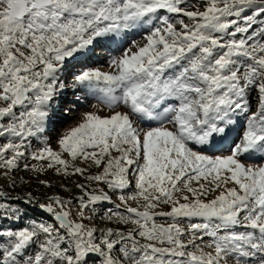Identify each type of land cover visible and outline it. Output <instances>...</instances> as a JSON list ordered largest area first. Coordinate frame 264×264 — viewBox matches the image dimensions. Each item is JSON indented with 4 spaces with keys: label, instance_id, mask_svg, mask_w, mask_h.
I'll use <instances>...</instances> for the list:
<instances>
[{
    "label": "snow or ice",
    "instance_id": "6c2138e0",
    "mask_svg": "<svg viewBox=\"0 0 264 264\" xmlns=\"http://www.w3.org/2000/svg\"><path fill=\"white\" fill-rule=\"evenodd\" d=\"M199 4L0 0V175L15 188L24 161L87 181L44 203L0 190V264H264V0ZM105 54L107 70L92 66ZM67 89L81 95L65 115L97 103L54 149L45 136ZM109 192L117 210L97 211Z\"/></svg>",
    "mask_w": 264,
    "mask_h": 264
},
{
    "label": "rangeland",
    "instance_id": "374dc122",
    "mask_svg": "<svg viewBox=\"0 0 264 264\" xmlns=\"http://www.w3.org/2000/svg\"><path fill=\"white\" fill-rule=\"evenodd\" d=\"M193 4H196L197 6H200L199 0H191ZM250 14L248 12L245 13V15ZM185 22H187V18H184ZM257 26H254V28ZM130 39H140V36H133L130 37ZM97 54H99V50H97ZM103 65L105 70H107V54H105L99 62L93 61L92 66H101ZM71 76L67 77V81L71 82ZM81 95V93H73L71 89H67L65 93L58 97L56 101L53 103V109L55 110L51 114V123L48 132H46L45 138L48 140V142L51 144V146L54 149H57L56 141L59 139L61 135H63L68 129L71 127H74L81 119V114L86 111H94L92 105L96 104L97 101L91 97H89L86 101H81L79 104H77L74 108V110L69 113L68 115H65L64 109L71 107L72 105L70 102L75 101L76 96ZM253 104H255V100H253ZM100 111L98 112L101 116H107L109 115V110L104 108L102 105L100 106ZM123 110V109H120ZM143 126V125H142ZM0 143H3V141H0ZM41 146V141L33 139L31 142V148L28 150V155L30 157V154L32 151H35L38 147ZM29 165H44L46 167L47 162L46 161H33L30 158L26 161ZM24 161L21 162V168L19 171H16L13 175L17 180V184L15 188L9 187L10 184V177H4L3 175H0V190H3L7 193H9L12 197L16 196H22L23 194L27 192H31L34 197H36L41 203H44L46 201V198L52 195H60L64 199H70L73 197H78L80 195L79 189L75 187L77 183H87L86 179L83 176L74 175L71 177H63L60 175H57L55 173L54 169H49L48 171L42 173V174H34L31 171L25 170L23 168ZM77 166L80 167H88L86 164H81L80 162H77ZM3 170H0L2 172ZM100 169H97L95 167H91L88 169V175L96 174ZM44 180L47 181L51 186L50 187H44L40 184V181ZM231 186V185H229ZM101 187H105V190H107L106 186L101 185ZM135 191L134 183L132 187H130L125 194L131 193ZM217 193H210L207 197V199H212ZM109 195L111 196V203H105L103 206V209H97V211L106 212L108 209H111L113 211H116L115 205L119 204V195L120 193H111L109 192ZM133 207H135V202H130ZM21 208L26 212V217L28 218H34V219H40L44 218L47 219V214H42L39 206H27L25 207L23 204L20 205ZM76 205L75 203L72 206V216L75 217L76 215ZM122 210V209H121ZM162 211H167V206H161L160 209ZM163 218H158V222H162ZM26 222V221H25ZM192 222H199L197 220H193ZM5 227L8 226L9 222L7 220L0 222ZM85 223H88L85 221ZM96 226L98 227H113V228H121L123 230H126L127 228L132 227L131 225H118L115 223H107L106 221H102L99 217L96 218L94 221ZM16 226V225H14ZM183 226H186L183 225ZM206 251L208 249H205Z\"/></svg>",
    "mask_w": 264,
    "mask_h": 264
}]
</instances>
